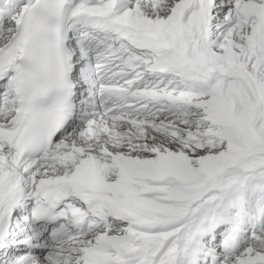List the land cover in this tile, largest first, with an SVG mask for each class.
I'll return each mask as SVG.
<instances>
[{
	"label": "snow or ice",
	"instance_id": "6c2138e0",
	"mask_svg": "<svg viewBox=\"0 0 264 264\" xmlns=\"http://www.w3.org/2000/svg\"><path fill=\"white\" fill-rule=\"evenodd\" d=\"M0 264H264V0H0Z\"/></svg>",
	"mask_w": 264,
	"mask_h": 264
}]
</instances>
